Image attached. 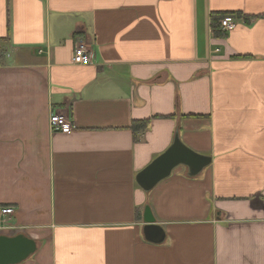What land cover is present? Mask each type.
I'll use <instances>...</instances> for the list:
<instances>
[{
  "label": "crops",
  "instance_id": "obj_1",
  "mask_svg": "<svg viewBox=\"0 0 264 264\" xmlns=\"http://www.w3.org/2000/svg\"><path fill=\"white\" fill-rule=\"evenodd\" d=\"M177 133L211 165L145 192ZM0 206L37 244L21 264H264V0H0Z\"/></svg>",
  "mask_w": 264,
  "mask_h": 264
},
{
  "label": "water",
  "instance_id": "obj_2",
  "mask_svg": "<svg viewBox=\"0 0 264 264\" xmlns=\"http://www.w3.org/2000/svg\"><path fill=\"white\" fill-rule=\"evenodd\" d=\"M212 158L188 148L177 133L172 146L136 177L137 184L145 191H152L160 182L171 176L173 171L184 166L190 177H196L209 167ZM144 236L146 241L161 244L165 240V231L157 224L150 206L143 214ZM37 251V244L24 234L15 236L0 235V264H21Z\"/></svg>",
  "mask_w": 264,
  "mask_h": 264
},
{
  "label": "built area",
  "instance_id": "obj_3",
  "mask_svg": "<svg viewBox=\"0 0 264 264\" xmlns=\"http://www.w3.org/2000/svg\"><path fill=\"white\" fill-rule=\"evenodd\" d=\"M237 26L238 20L233 16H227L220 21V31L225 34L232 32ZM219 51V49L216 50V52ZM93 58V53L84 44L80 43L76 46L73 59L74 64L89 66L92 64ZM50 128L54 134L68 135L76 129V125L71 121L66 112H56L50 118ZM13 214L14 209L12 207L0 206V223L4 218Z\"/></svg>",
  "mask_w": 264,
  "mask_h": 264
},
{
  "label": "trees",
  "instance_id": "obj_4",
  "mask_svg": "<svg viewBox=\"0 0 264 264\" xmlns=\"http://www.w3.org/2000/svg\"><path fill=\"white\" fill-rule=\"evenodd\" d=\"M231 15H235V14H231ZM238 17H241L242 14H236ZM226 16H229V14H226V13H214L212 15V29H213V32L215 34H218L220 31H219V27H220V21L226 17ZM234 17V16H233ZM136 123V124H135ZM147 126V123L145 122H134L131 126V129L133 131H137V130H143L145 129Z\"/></svg>",
  "mask_w": 264,
  "mask_h": 264
},
{
  "label": "bare ground",
  "instance_id": "obj_5",
  "mask_svg": "<svg viewBox=\"0 0 264 264\" xmlns=\"http://www.w3.org/2000/svg\"><path fill=\"white\" fill-rule=\"evenodd\" d=\"M224 19V18H223Z\"/></svg>",
  "mask_w": 264,
  "mask_h": 264
}]
</instances>
